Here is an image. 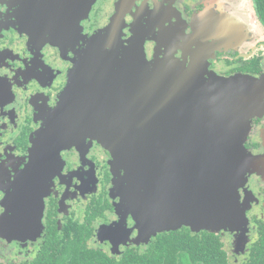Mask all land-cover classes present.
Segmentation results:
<instances>
[{"label":"flooded vegetation","instance_id":"obj_1","mask_svg":"<svg viewBox=\"0 0 264 264\" xmlns=\"http://www.w3.org/2000/svg\"><path fill=\"white\" fill-rule=\"evenodd\" d=\"M75 1L0 0V216L5 212L2 198L13 193L15 186L22 193L23 179L45 180L47 185L42 189L38 233L0 240V264H47L61 254L66 256L69 248L98 256L99 264L101 260L103 264H131L133 254L148 251L152 242L130 244L134 221L120 199L111 196L113 158L103 145V136L100 140L83 136L81 127L71 126L64 138L72 142L62 145L57 142L60 135L44 131L70 70L83 57L91 36L107 25L120 0H105L106 8L102 0H95L88 16H80L72 31L75 24L61 19V12ZM128 4L122 14L123 38L128 40L138 30L144 37L147 61L167 55L183 64L197 59L205 82L208 73L241 74L258 79L264 88V24L252 3L255 23L248 22L241 0H129ZM45 5H51L47 17L42 10ZM206 6L213 9L208 12L213 20L222 18L223 10L237 14V20L224 17L229 30L207 41L219 46L214 51L204 50V40L195 37L203 32L192 28L195 16ZM243 148L249 172L254 173L242 178L240 200L248 192L258 199L247 212L252 241L255 222L264 219V112L248 122ZM14 222L15 228L29 224L23 223L19 212ZM218 234L232 240L229 233Z\"/></svg>","mask_w":264,"mask_h":264},{"label":"water","instance_id":"obj_2","mask_svg":"<svg viewBox=\"0 0 264 264\" xmlns=\"http://www.w3.org/2000/svg\"><path fill=\"white\" fill-rule=\"evenodd\" d=\"M94 1L67 4L61 19L71 6L77 12L85 8L87 16ZM121 3L108 26L91 36L83 57L70 70L47 122L52 125L61 118L60 127L52 133L66 136L72 126L81 127L83 136L98 140L103 136L101 142L113 158L110 191L119 193L123 209L133 218L134 242L183 226L194 232L222 230L233 238H245L249 220L239 187L251 165L243 141L250 119L264 112L262 84L241 74L208 73L205 82L197 59L183 64L167 55L147 61L140 32L133 30L132 44L122 46L119 9L126 5ZM65 20L74 26L70 18ZM218 20L208 18L206 11L195 16V27L205 31L199 36L204 42L209 31L218 35L225 30ZM205 43L206 51L219 47ZM44 131L49 132V126ZM58 141L72 142L64 137ZM24 182L28 194L23 190L21 209L18 191L6 196L1 240L10 241L19 233L27 238L40 226L46 181L28 178ZM18 212L23 223L29 224L15 228ZM236 242L244 249L247 241Z\"/></svg>","mask_w":264,"mask_h":264},{"label":"trees","instance_id":"obj_3","mask_svg":"<svg viewBox=\"0 0 264 264\" xmlns=\"http://www.w3.org/2000/svg\"><path fill=\"white\" fill-rule=\"evenodd\" d=\"M251 3L256 17L264 24V0H251ZM255 225L256 238L245 245L238 259L225 249L218 233H191L187 228H180L158 233L152 238L148 251L133 254L131 264H264V219ZM65 255L46 263L99 264L98 256L89 252L79 253L69 248Z\"/></svg>","mask_w":264,"mask_h":264},{"label":"rangeland","instance_id":"obj_4","mask_svg":"<svg viewBox=\"0 0 264 264\" xmlns=\"http://www.w3.org/2000/svg\"><path fill=\"white\" fill-rule=\"evenodd\" d=\"M96 1H99V0H96ZM95 2V1H94ZM93 2V3H94ZM121 3V4H125L126 5V7H130V4H128V2H129V0H120V1H118L117 3ZM102 3L104 4V6H105V8L108 6V4H106V2H105V0H102ZM117 3H116V5H117ZM234 3V1L231 3V5ZM93 5V4H92ZM91 5V6H92ZM115 5V12H114V14H112L111 15V17H110V19H109V22L107 23V25L104 27V28H106L107 26H108V24L110 23V20H111V18L114 16V15H116L118 12H117V6ZM230 5V6H231ZM250 5H251V0H241V7H243V10H245L246 12H247V20H248V22H251V23H255V21H256V18H255V16H254V14H253V12H252V10H251V8H250ZM210 7V8H209ZM209 7H205L204 8V10L203 11H206V13L208 14V12L210 13V12H213V9L211 10V6H209ZM42 8V7H41ZM50 9H51V5H45V7L44 8H42V10H44L43 11V13H45V15H44V17H47L48 15L47 14H49L50 13ZM125 9L126 8H124V9H119V12L121 13V15L123 14V12H125ZM208 9H209V11H208ZM71 10V12L69 13V14H65V19H71V21H73L74 22V24H75V27H74V29L76 30V26H77V24L79 25V20L81 19L80 18V16L81 17H84L85 16V13H83V12H85V8H83V9H81L80 11H78L77 12V9H76V6H71L69 9H68V11H70ZM73 10H75V12L73 11ZM90 10H91V7L89 8V10H88V12H87V16H88V14H89V12H90ZM103 10H104V8H103ZM202 11V12H203ZM73 12H74V14H73ZM236 12V11H235ZM235 12H233V11H230V12H227V11H222V13H221V17L222 18H220L219 17V21H217V22H219L218 23V25H219V27H223V29H226V30H229V28H228V26H227V22H226V25L223 23L224 22V17L225 18H228V19H230V20H237V14L235 13ZM78 13V14H77ZM81 13H83V14H81ZM60 14V13H59ZM59 14H58V16H59ZM99 14H101L102 15V11L101 12H99L98 13V17H99V19H100V16H99ZM47 15V16H46ZM64 15V14H63ZM212 15H210V14H208V18H211L212 19V17H211ZM86 17V16H85ZM76 19V20H75ZM239 19H241L240 17L238 18V20ZM213 20V19H212ZM242 21H243V19H241ZM65 21H67V20H65ZM246 22V21H245ZM227 26V27H226ZM246 26H247V24H246ZM193 28V30H196V31H200V30H197L198 28H200V27H195V24H194V27H192ZM103 29V28H102ZM246 29H247V27H246ZM248 30V29H247ZM101 31V30H100ZM249 31V30H248ZM99 32V31H98ZM203 32H205V31H203ZM137 33H138V30H137ZM139 35H141V33H139ZM208 35V34H207ZM217 36V34L214 32V31H209V36L210 37H214V36ZM134 35H132V36H130V38L128 39V40H124V38H123V34H122V29H121V33H120V40L122 41V46L123 47H129L131 44H132V42H133V39H132V37H133ZM199 36H201L200 35V33L199 34H196V38H199V40H202V38L201 37H199ZM210 37L208 38V40L210 39ZM136 38V37H135ZM142 39L144 40V37L142 36ZM67 40V37L66 38H64V40H63V42H65ZM208 40H205V42L207 43V41ZM204 42V43H205ZM205 43V44H206ZM210 44V43H209ZM209 46V45H208ZM86 48H87V45H86ZM85 48V49H86ZM119 57H122V54L120 53V55H119ZM214 74V73H213ZM67 84V83H66ZM70 107H71V104H69V107H68V110L70 109ZM105 111V110H104ZM62 121H61V118L60 119H58V120H55V121H53V123H52V125H50V122L49 123H47L46 124V128L49 126V131L52 133L53 131L52 130H56V129H58L59 127H60V123H61ZM51 127H52V129H51ZM55 133H53L52 135H54ZM51 135V136H52ZM60 137H66V136H60ZM59 137V138H60ZM54 170H55V173H58L59 172V168L58 167H54ZM256 172V171H255ZM252 173H254V172H250L249 174H252ZM111 184H112V186L114 185V179H113V182H111ZM111 186V187H112ZM240 188V187H239ZM14 192H17L18 191V188L15 186L14 187ZM21 190H22V192H23V190H25L24 192H25V194H28V191H27V188L26 187H22L21 188ZM114 194L113 195H111L113 198H119L120 199V196H119V193L118 192H113ZM17 194L19 195V197H17L18 198V201L21 203V200H22V198H24V194L23 193H19V191L17 192ZM42 196V195H41ZM240 196H241V193H240ZM247 197L246 198H244V200L242 201V200H240V202H242V204H241V206H242V208H244L245 209V217H247V212H248V210L251 208V206H252V204H254V203H257L258 202V199L256 198V197H254L253 196V194H252V192H248L247 193V195H246ZM5 202H6V198H2V200H1V204L4 206V204H5ZM119 202H121L120 200H119ZM43 206H44V202H43ZM22 213V212H21ZM249 226H250V224H249ZM37 229V228H36ZM39 229H40V227H39ZM38 229V230H39ZM180 229V228H179ZM38 230H37V233H38ZM135 229H134V225H133V227H132V231H131V233H130V235H129V239L130 240H132V241H130V244H134V245H138V244H143V246L144 245H147L151 240V238H152V236H151V238L149 239V240H147V241H141V242H139V241H137V243L136 242H134V234H133V231H134ZM220 232H226V233H229V235H230V237L232 238V240H230V238H229V240L227 239V238H224V237H222L221 236V238H222V240H223V242H224V245H225V249L229 252V254H231L232 256H236V258L238 259V256H239V253L241 252V250L243 249V244L241 245H238L237 244V242L236 241H247L246 242V244H248L249 243V240H250V238H249V235H248V232H247V234H246V236H245V238H243V237H238V236H236L235 238H233L232 236V234L230 233V232H228V231H220ZM198 233V232H197ZM219 233V232H218ZM30 237V236H29ZM28 238V237H27ZM2 239H4V238H2ZM1 240V239H0ZM245 244V245H246ZM233 259V258H232Z\"/></svg>","mask_w":264,"mask_h":264}]
</instances>
